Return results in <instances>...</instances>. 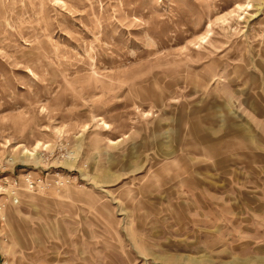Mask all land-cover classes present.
Returning a JSON list of instances; mask_svg holds the SVG:
<instances>
[{
  "label": "rangeland",
  "instance_id": "1",
  "mask_svg": "<svg viewBox=\"0 0 264 264\" xmlns=\"http://www.w3.org/2000/svg\"><path fill=\"white\" fill-rule=\"evenodd\" d=\"M0 264H264V0H0Z\"/></svg>",
  "mask_w": 264,
  "mask_h": 264
},
{
  "label": "built area",
  "instance_id": "2",
  "mask_svg": "<svg viewBox=\"0 0 264 264\" xmlns=\"http://www.w3.org/2000/svg\"><path fill=\"white\" fill-rule=\"evenodd\" d=\"M27 184L31 187V188H33L34 187V182L33 181H31L30 179L29 180H27Z\"/></svg>",
  "mask_w": 264,
  "mask_h": 264
},
{
  "label": "bare ground",
  "instance_id": "3",
  "mask_svg": "<svg viewBox=\"0 0 264 264\" xmlns=\"http://www.w3.org/2000/svg\"><path fill=\"white\" fill-rule=\"evenodd\" d=\"M248 9H249V6H248ZM26 155H29V156H33L31 155L28 151L25 153Z\"/></svg>",
  "mask_w": 264,
  "mask_h": 264
}]
</instances>
